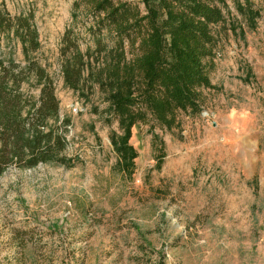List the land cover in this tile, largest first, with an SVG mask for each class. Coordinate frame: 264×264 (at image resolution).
Returning <instances> with one entry per match:
<instances>
[{"label":"rangeland","instance_id":"1","mask_svg":"<svg viewBox=\"0 0 264 264\" xmlns=\"http://www.w3.org/2000/svg\"><path fill=\"white\" fill-rule=\"evenodd\" d=\"M140 2V0H131ZM249 26L234 0L223 5L213 88L180 125L154 130L165 144L160 169L152 123L133 128L135 167L119 169L111 132L93 105L64 80L60 54L68 28L94 48L75 0H0L14 15L33 14L41 46L33 52L52 75L66 135L67 164L9 166L0 177V264H264V0ZM76 13V14H75ZM80 14L79 16H76ZM14 30L0 59L24 61ZM38 97L35 78L23 84ZM63 129V128H62Z\"/></svg>","mask_w":264,"mask_h":264},{"label":"trees","instance_id":"2","mask_svg":"<svg viewBox=\"0 0 264 264\" xmlns=\"http://www.w3.org/2000/svg\"><path fill=\"white\" fill-rule=\"evenodd\" d=\"M234 4L243 20L256 26L260 12L252 1ZM223 5L228 7L226 0H75L74 11L83 8L79 27L88 29L94 48L82 53L81 32L76 26L65 31L60 47L64 80L83 97L97 87L104 95L107 105L92 110L107 125L119 123L121 131L112 130L110 138L121 171L135 167L131 138L136 125L152 123L160 169L166 151L154 126L177 128L181 112L201 110L204 90L214 87ZM12 30L23 43L24 61L0 59V177L13 164L68 163L66 127L59 120L50 123L60 110L54 79L33 55L41 46L33 14L12 16L0 9V45L2 35ZM32 78L38 97L23 88Z\"/></svg>","mask_w":264,"mask_h":264}]
</instances>
